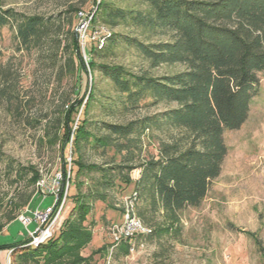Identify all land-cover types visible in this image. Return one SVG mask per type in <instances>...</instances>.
<instances>
[{"label": "trees", "instance_id": "trees-1", "mask_svg": "<svg viewBox=\"0 0 264 264\" xmlns=\"http://www.w3.org/2000/svg\"><path fill=\"white\" fill-rule=\"evenodd\" d=\"M80 13L69 5L51 15L27 14L0 2V27L14 31L17 49L44 56L41 62L53 69L57 83L69 81L75 95L61 100L44 128L61 151L70 145L69 168L61 156L60 175L74 188L73 206L58 233L39 246L28 239L0 245L11 250L12 264H93V256L111 245L81 254L93 235L85 222L96 202L121 212L129 197L150 229L123 240L118 246L125 254L135 238L176 234L180 212L199 206L219 175L227 153L223 132L247 119L257 73L264 70V0H92L89 26L105 32L83 50L76 31ZM140 62L182 70L156 77L136 71L145 69L137 67ZM83 76L84 93L77 98ZM159 101L175 107L126 122L89 117L94 105L135 109ZM172 128L182 135L142 155L148 131ZM86 148L105 159L86 161ZM3 157L0 152V162ZM129 185L126 196H112ZM256 245L264 264V248L259 240Z\"/></svg>", "mask_w": 264, "mask_h": 264}, {"label": "rangeland", "instance_id": "rangeland-1", "mask_svg": "<svg viewBox=\"0 0 264 264\" xmlns=\"http://www.w3.org/2000/svg\"><path fill=\"white\" fill-rule=\"evenodd\" d=\"M0 2L3 7L41 15L54 14L69 5L80 7L76 31L82 50L105 32L89 26L92 0ZM17 47L14 31L8 26L0 27V152L4 155L0 162V245L24 239L29 242L27 231L53 219L61 225L73 206L74 188L68 186V181L63 184L60 175L61 156L69 168L70 145L61 151L57 141L49 142L44 128L53 123L61 100L75 95L69 81L57 83L53 69L41 62L44 56L28 55ZM137 67L145 69L136 71L146 70L156 77L182 70L178 64L150 69L140 62ZM257 76L259 88L250 101L247 119L239 128L223 132L227 153L219 175L210 182L199 206L180 212L177 233L135 238L128 254L117 246L110 255L108 250L94 255L93 264H262L256 240L264 248V70ZM85 80L83 76L77 98L84 93ZM101 87L109 90L104 83ZM172 107L175 103L161 101L135 109H103L94 105L89 117L93 121L126 122ZM180 135L182 132L176 128L148 131L143 136L142 155L155 153L160 141H171ZM84 159L100 162L105 158L86 148ZM35 173L38 177L34 181ZM136 175L137 171H133L132 177ZM131 189L129 185L122 194L112 196L124 197ZM49 207L54 208L53 212L43 215ZM21 215L30 219L27 227L22 224ZM122 221L120 211L96 202L85 222L93 235L81 254L90 256L93 250L109 244V225ZM57 233L58 230L54 235ZM12 259L11 250H0V264H12Z\"/></svg>", "mask_w": 264, "mask_h": 264}, {"label": "built area", "instance_id": "built-area-1", "mask_svg": "<svg viewBox=\"0 0 264 264\" xmlns=\"http://www.w3.org/2000/svg\"><path fill=\"white\" fill-rule=\"evenodd\" d=\"M120 205L122 207V223L117 224L113 222L108 228V234L111 241V245L107 249L109 255L123 240L130 239L134 235L147 234L150 232V229L143 225L136 216L134 203L129 197H124ZM53 207L47 208L43 215H50L53 212ZM20 220L25 227L30 223V219L24 215L20 216ZM59 226L60 225H58L56 219H53L47 225H39L33 231H27L30 240L28 245L36 246L37 244L48 240L59 229Z\"/></svg>", "mask_w": 264, "mask_h": 264}]
</instances>
